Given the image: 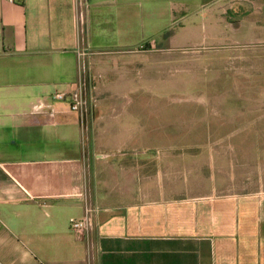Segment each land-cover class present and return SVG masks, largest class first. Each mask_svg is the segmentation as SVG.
Instances as JSON below:
<instances>
[{
    "label": "crops",
    "instance_id": "obj_1",
    "mask_svg": "<svg viewBox=\"0 0 264 264\" xmlns=\"http://www.w3.org/2000/svg\"><path fill=\"white\" fill-rule=\"evenodd\" d=\"M218 1L0 0V264H264L262 128L187 164L136 112L57 98L86 55L178 38Z\"/></svg>",
    "mask_w": 264,
    "mask_h": 264
},
{
    "label": "rangeland",
    "instance_id": "obj_2",
    "mask_svg": "<svg viewBox=\"0 0 264 264\" xmlns=\"http://www.w3.org/2000/svg\"><path fill=\"white\" fill-rule=\"evenodd\" d=\"M194 10L185 32L178 23V38L86 55L65 92L67 107L74 110L77 90L87 120L99 110L136 112L148 143L162 142L164 155L189 164L217 153L230 140L228 127H260L264 138V0H220Z\"/></svg>",
    "mask_w": 264,
    "mask_h": 264
},
{
    "label": "built area",
    "instance_id": "obj_3",
    "mask_svg": "<svg viewBox=\"0 0 264 264\" xmlns=\"http://www.w3.org/2000/svg\"><path fill=\"white\" fill-rule=\"evenodd\" d=\"M83 0H81L82 2ZM65 96L64 93H58L57 94V98H61L63 99ZM72 108L74 110H77L79 112H81L82 114H84L82 108L79 109V107L82 104V94L79 91H75L72 95ZM92 212V209H91ZM92 225V219L90 217V210H88V214L87 216L83 217V218H71L70 219V226L71 229L74 230L75 232L81 234V235H85L87 233V231L89 230L90 226Z\"/></svg>",
    "mask_w": 264,
    "mask_h": 264
},
{
    "label": "trees",
    "instance_id": "obj_4",
    "mask_svg": "<svg viewBox=\"0 0 264 264\" xmlns=\"http://www.w3.org/2000/svg\"><path fill=\"white\" fill-rule=\"evenodd\" d=\"M172 34H173V32H172V30H166L164 33H163V38H168V37H170V36H172Z\"/></svg>",
    "mask_w": 264,
    "mask_h": 264
}]
</instances>
